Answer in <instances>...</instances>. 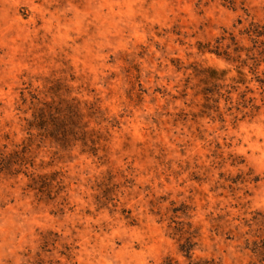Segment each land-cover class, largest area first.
I'll return each mask as SVG.
<instances>
[{
  "label": "rangeland",
  "instance_id": "374dc122",
  "mask_svg": "<svg viewBox=\"0 0 264 264\" xmlns=\"http://www.w3.org/2000/svg\"><path fill=\"white\" fill-rule=\"evenodd\" d=\"M199 259L264 264V0H0V264Z\"/></svg>",
  "mask_w": 264,
  "mask_h": 264
},
{
  "label": "trees",
  "instance_id": "16d2710c",
  "mask_svg": "<svg viewBox=\"0 0 264 264\" xmlns=\"http://www.w3.org/2000/svg\"><path fill=\"white\" fill-rule=\"evenodd\" d=\"M193 244L190 241H187L181 246V251L186 252L189 258H191V250ZM190 264H214L213 260L199 259L197 261H191Z\"/></svg>",
  "mask_w": 264,
  "mask_h": 264
}]
</instances>
